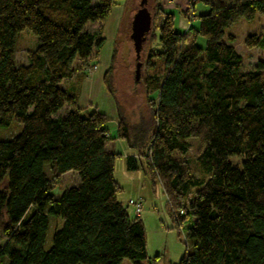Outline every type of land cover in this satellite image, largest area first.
I'll use <instances>...</instances> for the list:
<instances>
[{
	"label": "trees",
	"instance_id": "obj_1",
	"mask_svg": "<svg viewBox=\"0 0 264 264\" xmlns=\"http://www.w3.org/2000/svg\"><path fill=\"white\" fill-rule=\"evenodd\" d=\"M186 1L183 32L175 31L172 13L155 6L148 41L156 47L145 53L142 107L129 116L120 111L109 79L117 47L103 74L116 138L135 153L125 169L160 184L171 220L185 226L192 247L186 243L175 264H264V61L244 72L233 35L224 34L240 18L264 15V0ZM197 1L209 11L195 16ZM117 2L0 0V130L17 128L0 136V264L147 259L142 220L117 199L114 162L121 155L105 148L110 119L78 104ZM24 30L37 47L17 65L16 36ZM245 44L264 49V26ZM189 138L199 143L200 180L185 157ZM69 172L77 182L54 194ZM54 218L61 222L45 248Z\"/></svg>",
	"mask_w": 264,
	"mask_h": 264
},
{
	"label": "rangeland",
	"instance_id": "obj_2",
	"mask_svg": "<svg viewBox=\"0 0 264 264\" xmlns=\"http://www.w3.org/2000/svg\"><path fill=\"white\" fill-rule=\"evenodd\" d=\"M139 2L140 0H118L115 9L111 11L110 17L104 23L103 32L106 40L99 51L98 58V73L102 74L105 72V69L109 65L113 48L117 47L113 68L109 79L111 83L110 86L112 88V91H114L119 105L121 106V108L122 106L124 107L120 111L121 113H123V115L126 116L127 114L128 116L130 115L131 108H137L138 106L142 107L144 104V92L141 83V77L145 73V53H147L150 45H154V48L156 47L155 40L149 43L148 35L141 49L140 58L139 60H136L129 35L131 32V20L134 13L138 9ZM158 4L161 5L164 10H167L173 14L175 31L183 32L186 28V25L188 24L185 14V10H187V1L146 0L145 6L150 12L151 17H153L154 14L156 15L155 6ZM208 11L209 6L203 4L201 1H197L194 4L193 13L195 16L207 13ZM151 21H153L154 24L156 23V20H152V18ZM194 22L195 21L192 22L193 25H195ZM263 26L264 15L257 13L252 20L240 18L235 23L224 29L225 37L228 34H231L234 37L232 45L235 52L241 57V68L244 72L250 71L254 67V65H256L258 60L264 61V49L248 47L245 44V38L251 34H261ZM89 27L90 29H93L91 26ZM197 43L203 46L204 40L202 38H199ZM36 47L37 38L32 33L26 30L17 33L15 42L16 64H23L25 60L27 61L28 52L34 50ZM138 61L142 63V66L140 69V78L138 81H136L134 78V74L135 64ZM87 72L88 77L89 73L92 74L93 72H95V70H91V68H88ZM68 83L69 81H65L64 85L66 86ZM86 84L87 83H84L83 85V83H81V86H79L81 88L79 89L80 96L78 104L81 107L85 106L84 103L89 101L86 94L88 92V85ZM100 88L103 91L102 85H100ZM95 89L94 92L92 91L93 95H96ZM101 99V97L95 99L94 103L98 105V109L100 111H104L107 116H111V107L108 103L106 104V102ZM82 113L84 114L83 111ZM107 128L109 133L112 134L116 129V125L113 121L110 120L107 123ZM16 131L17 128L14 127L11 129V131L0 130V136L7 137ZM116 142H118L115 145L117 151L123 152L122 149L126 148L124 147V143L122 141ZM188 142L190 144V148L185 157L188 160L190 172L199 180L203 179L204 176L200 172L196 160L198 151L200 150L199 143L195 138H189ZM119 144H121V146ZM126 150L132 152V150L128 148H126ZM239 161V158L232 159L233 164L238 163ZM124 162L125 161L122 155L117 157L114 162V176L117 179L119 185L122 187V190L118 194L117 199L124 206H127V212L130 217H133L134 214L132 212V207L128 206V202H131L132 200H140L142 203L143 211L142 214L138 217H140V219L142 220L146 240L147 259L143 261V264L177 263L187 250L186 243H188L189 250L192 247V241H185V226L182 225L181 228H176L175 224L171 220L167 211L166 196L163 193L160 184L157 183L155 184V186H153L150 182V179L140 173L138 180H132L130 174L127 173L124 169ZM76 182V173H66L60 177L55 185H53V193L58 194L64 188L72 186ZM60 222V219H50V230L48 231V234L46 236L45 248H48V246L50 245L52 229L59 226ZM121 264H131V262L124 259Z\"/></svg>",
	"mask_w": 264,
	"mask_h": 264
},
{
	"label": "crops",
	"instance_id": "obj_3",
	"mask_svg": "<svg viewBox=\"0 0 264 264\" xmlns=\"http://www.w3.org/2000/svg\"><path fill=\"white\" fill-rule=\"evenodd\" d=\"M113 9H115V7L113 8ZM112 9V10H113ZM111 15V14H110ZM110 17V16H109ZM186 28H187V25H186ZM185 28V29H186ZM99 58V57H98ZM25 63H27V61L25 60V62L23 63V64H25ZM98 64H97V69L95 70V72H93L92 74H90L89 73V76L87 77V78H85L83 81H82V83H83V85H84V83H87L86 85H88V88H87V96H88V99H89V101H87V102H85L84 103V105L85 106H80V108H86L87 106H92V107H95V108H97V110L98 111H100L99 109H98V105H96L95 103H94V100L95 99H97V98H99V97H101L102 99H103V101H105L106 102V104L108 103L109 104V106L111 107V116H107L111 121H113L114 123H115V125H117V119H116V114H115V111H114V104H113V102H112V99H111V97H110V95L107 93V91L105 90V88L103 87V84H102V77H103V74L104 73H102V74H100V73H98ZM107 69V68H106ZM106 69H105V71H106ZM96 73H98V74H96ZM100 85H102V87H103V91L101 90V88H100ZM95 86H96V89H95ZM94 89H95V92H96V95H93V92H94ZM93 91V92H92ZM82 92V91H81ZM101 94V95H99V94ZM101 99V100H102ZM100 112H102V111H100ZM104 112V111H103ZM115 116V117H114ZM114 136H113V135ZM112 134H110L109 133V131H108V134H107V137H108V141L106 142V145H105V148H106V150L107 151H109V152H116V153H120L121 155H122V157L124 158V161H125V158L126 157H128V156H135V153L132 151H128V150H126V148H124V149H122L123 150V152H118L117 151V148H116V143H118V142H116V141H121V140H119V139H117L116 138V129H115V131H114V133H112ZM112 139H115V140H112ZM120 143V142H119ZM120 146H121V144H119ZM119 146V147H120ZM125 147V146H124ZM124 169H125V162H124ZM115 170V169H114ZM125 171L127 172V173H129L130 174V177H131V179L133 180V179H139V173L140 174H142V175H144L143 174V171L142 170H137V171H135V172H129V171H127L126 169H125ZM114 178H115V176H114ZM115 180L117 181V179L115 178ZM118 182V181H117ZM132 201H134V200H132ZM131 201V202H132ZM130 202H128V204H129Z\"/></svg>",
	"mask_w": 264,
	"mask_h": 264
},
{
	"label": "water",
	"instance_id": "obj_4",
	"mask_svg": "<svg viewBox=\"0 0 264 264\" xmlns=\"http://www.w3.org/2000/svg\"><path fill=\"white\" fill-rule=\"evenodd\" d=\"M145 4L146 0H140L138 9L134 13L131 20V32L129 39L132 42L136 60H139L141 49L151 30V15ZM141 66L142 63L140 61L136 62L134 74L136 81H138L140 78Z\"/></svg>",
	"mask_w": 264,
	"mask_h": 264
},
{
	"label": "built area",
	"instance_id": "obj_5",
	"mask_svg": "<svg viewBox=\"0 0 264 264\" xmlns=\"http://www.w3.org/2000/svg\"><path fill=\"white\" fill-rule=\"evenodd\" d=\"M189 19H192V16L193 15H189ZM188 21V19H187ZM132 208H133V213L134 215L136 216H140L142 214V211H143V207H142V203L140 200H135V201H132L130 202Z\"/></svg>",
	"mask_w": 264,
	"mask_h": 264
}]
</instances>
